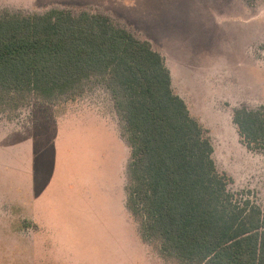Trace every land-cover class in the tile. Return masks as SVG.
Masks as SVG:
<instances>
[{"label":"rangeland","instance_id":"1","mask_svg":"<svg viewBox=\"0 0 264 264\" xmlns=\"http://www.w3.org/2000/svg\"><path fill=\"white\" fill-rule=\"evenodd\" d=\"M54 8L104 13L149 40L210 130L230 188L264 205V150L247 149L233 122L235 107L264 101V0H0V15ZM131 152L98 77L0 102V264H191L143 234L128 203Z\"/></svg>","mask_w":264,"mask_h":264},{"label":"trees","instance_id":"2","mask_svg":"<svg viewBox=\"0 0 264 264\" xmlns=\"http://www.w3.org/2000/svg\"><path fill=\"white\" fill-rule=\"evenodd\" d=\"M98 77L111 89L132 147L129 207L143 234L191 264H264V205L232 190L210 130L172 86L164 55L101 12L0 15V102L53 99ZM241 143L264 150V103L233 109Z\"/></svg>","mask_w":264,"mask_h":264},{"label":"crops","instance_id":"3","mask_svg":"<svg viewBox=\"0 0 264 264\" xmlns=\"http://www.w3.org/2000/svg\"><path fill=\"white\" fill-rule=\"evenodd\" d=\"M185 99V98H184ZM263 101V100H262ZM263 103H264V101H263ZM188 104V103H187Z\"/></svg>","mask_w":264,"mask_h":264}]
</instances>
